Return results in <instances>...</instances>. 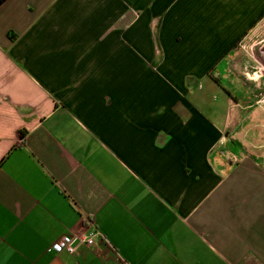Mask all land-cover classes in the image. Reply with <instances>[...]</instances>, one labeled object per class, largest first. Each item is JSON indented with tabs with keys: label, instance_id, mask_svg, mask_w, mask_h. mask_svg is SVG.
I'll use <instances>...</instances> for the list:
<instances>
[{
	"label": "crops",
	"instance_id": "0c3cea01",
	"mask_svg": "<svg viewBox=\"0 0 264 264\" xmlns=\"http://www.w3.org/2000/svg\"><path fill=\"white\" fill-rule=\"evenodd\" d=\"M262 37L264 0L0 3V264H264Z\"/></svg>",
	"mask_w": 264,
	"mask_h": 264
},
{
	"label": "built area",
	"instance_id": "2783aa9c",
	"mask_svg": "<svg viewBox=\"0 0 264 264\" xmlns=\"http://www.w3.org/2000/svg\"><path fill=\"white\" fill-rule=\"evenodd\" d=\"M257 102L264 105V92L259 96ZM97 238L103 239L101 233L96 228L79 235H64L56 241L54 250H67L73 253L78 245L95 246Z\"/></svg>",
	"mask_w": 264,
	"mask_h": 264
},
{
	"label": "rangeland",
	"instance_id": "374dc122",
	"mask_svg": "<svg viewBox=\"0 0 264 264\" xmlns=\"http://www.w3.org/2000/svg\"><path fill=\"white\" fill-rule=\"evenodd\" d=\"M242 43L246 46L249 45L248 39H246V38H244L242 40ZM256 44H259V47H263L264 46V37H262L259 41H257ZM257 46H253V47L255 48ZM263 49H264V47H263ZM263 61H264V59H263ZM261 66H262L261 64H258V63L256 64L253 61V63L251 62L250 67H247L244 69V72H239V75H241V76L243 75V77L245 78L246 83H248V82L253 83L254 82L255 86H256V84H258V86L256 87L258 89V93L256 95L257 99H259V96L261 94H263V92H264V70L262 69ZM259 68H260V70L258 71ZM255 78L257 80H255ZM210 97H211V100L215 101L216 99H218L219 101H222L225 98V93L223 92L222 89L219 88V89L214 90Z\"/></svg>",
	"mask_w": 264,
	"mask_h": 264
},
{
	"label": "trees",
	"instance_id": "16d2710c",
	"mask_svg": "<svg viewBox=\"0 0 264 264\" xmlns=\"http://www.w3.org/2000/svg\"><path fill=\"white\" fill-rule=\"evenodd\" d=\"M4 0H0V3H2Z\"/></svg>",
	"mask_w": 264,
	"mask_h": 264
}]
</instances>
